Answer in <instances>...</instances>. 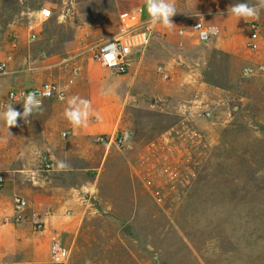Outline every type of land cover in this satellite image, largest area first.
Listing matches in <instances>:
<instances>
[{"label":"rangeland","instance_id":"374dc122","mask_svg":"<svg viewBox=\"0 0 264 264\" xmlns=\"http://www.w3.org/2000/svg\"><path fill=\"white\" fill-rule=\"evenodd\" d=\"M176 3L191 15L185 31L192 45H171L157 25L143 57L119 75L92 59L101 43L136 23L114 0H0V59L13 57L0 74V100L45 82L67 85L80 69L69 97L89 100L100 116L73 128L64 116L66 101L48 102L30 123L20 119L10 129L0 120V171L8 165L32 176L33 186L52 189L62 204L31 201L34 208L81 221L74 240L64 239L71 250L66 264H264L262 29L249 45L250 25L261 23L264 10L246 22L228 7L256 0ZM44 9L53 16L30 43L27 28ZM198 20L222 21L221 35L199 42L192 32ZM245 68L254 75L246 77ZM13 107L23 112L21 104ZM185 127L202 137L200 144ZM121 131L134 132L132 149L107 154L98 136ZM150 148L153 157L162 156L157 173L139 162ZM59 162L67 167L59 169ZM13 215L0 233L4 264H14L2 257L11 254L5 245L33 227L14 226ZM30 239L14 254L19 264H35L39 245ZM39 257L38 264H51Z\"/></svg>","mask_w":264,"mask_h":264},{"label":"built area","instance_id":"2783aa9c","mask_svg":"<svg viewBox=\"0 0 264 264\" xmlns=\"http://www.w3.org/2000/svg\"><path fill=\"white\" fill-rule=\"evenodd\" d=\"M53 12L49 9H44L33 20L26 31L28 41L34 43L39 40L42 33L43 24L51 19ZM130 16L124 14V17ZM125 24V23H124ZM199 25L202 27L197 28ZM215 27L218 31L215 35H209L207 39L201 37V32ZM192 32L197 35L199 42L207 44L217 39L222 29L217 24L198 20L192 25ZM261 32V26L253 22L250 25V40L249 45L252 47L257 42ZM183 33V32H181ZM158 35L157 24L153 25L151 22L147 23H134L128 26H124L122 34L114 39L107 40L99 45V47L93 50L92 59L100 65L103 69L115 72L119 75H127L130 72L133 61L142 57V54L152 44L154 38ZM113 57L109 62L107 57ZM13 61L12 56H6L0 59V74H4L8 71L10 64ZM246 69V68H245ZM247 77L254 75L252 68ZM80 75V69H75L73 73V79H70L67 85H62L55 82H45L40 85H36L29 88L16 89L9 93V95L0 100V111L4 110V107L8 104H21L23 106V96L30 92H36L39 99L42 100L43 107L48 102H66L69 97V90L75 84V80ZM164 79H168V75L164 74ZM48 93V95H43ZM65 99H60V97ZM208 119L212 117L211 113L205 115ZM186 134L190 136L192 140L199 143L202 137L194 130L185 127ZM182 131H178V135H181ZM63 137H67L64 134ZM167 138V137H166ZM164 138V143H168V139ZM172 140V138L169 137ZM97 141L99 144L106 146L107 154L112 148L120 152H128L132 149L134 144V132L121 131L114 135L101 134L98 136ZM154 149L150 148L139 156V162L143 165L148 164L152 172L157 173V162L161 161V155L153 157ZM147 166V165H146ZM49 167V166H48ZM7 185V178L3 172H0V195L4 193ZM13 211L12 224L14 226L32 225L35 229H41L43 231L45 227L44 220L48 217L55 215V210L49 208L46 211H40L37 208H33L31 203L25 197L16 195L13 198ZM41 232V231H40ZM71 257V250L63 243L59 234L54 233L50 243V260L51 264H66ZM0 264H4L0 260Z\"/></svg>","mask_w":264,"mask_h":264},{"label":"crops","instance_id":"0c3cea01","mask_svg":"<svg viewBox=\"0 0 264 264\" xmlns=\"http://www.w3.org/2000/svg\"><path fill=\"white\" fill-rule=\"evenodd\" d=\"M119 4L121 8V12L123 14H131L132 18L135 19L137 23L143 24L150 22V16L147 10L146 0H114ZM253 2L255 0H249ZM176 6V14L172 17V22L174 23L173 27L165 28L162 24H157L158 28L164 30L165 38L167 41L172 43L171 45H182L184 47H190L192 45V39L189 38L187 34L186 28L188 27L190 14L185 13L184 9L181 6H178L176 0H173ZM211 23V22H208ZM217 25H223V22L220 20H216L215 23ZM261 25L262 34H261V44H262V53L264 54V17L261 18ZM263 27V28H262ZM183 32V33H181ZM144 53L142 54L143 57ZM36 86V85H35ZM33 87V86H32ZM23 107V106H22ZM5 171L3 172L7 178V185L5 191L2 195H0V233L7 230V227L4 224V218L6 216L13 215V198L16 195H21L28 199L31 203L32 207L34 208V204L31 202L36 203H47L53 204L56 208H59L62 204L61 201L55 198V192L51 189L50 191H46L44 188H39L33 186L31 181L36 182V179L32 178V176H26L24 174H19L20 172L16 170H12L10 166H4ZM9 176V177H8ZM24 184H28L27 188H24ZM8 185H11L9 187ZM9 187V188H8ZM10 208V209H8ZM11 212V213H10ZM45 227L42 232L38 233L33 231V227L26 228L22 230L21 236L24 237L20 242L11 241V244H6L5 246L7 249L11 250V254L7 256L3 255V258H6L7 261L12 263L19 264L16 261V254L18 246H23L26 242V239L31 238L32 245L36 243L39 245L37 248H33V260L35 264L41 263L39 254L41 253L43 256H47L50 259V239L54 232H58L63 238V243L66 247L69 246L65 243V240H74L75 235L81 225V221L77 217L71 218H61L58 216H51L44 220ZM35 230V229H34ZM20 236V237H21ZM3 240L2 236H0V242ZM23 242V245H22ZM70 249V248H69ZM4 252V251H2ZM49 261V260H48ZM47 261V263H48Z\"/></svg>","mask_w":264,"mask_h":264},{"label":"clouds","instance_id":"9594fccd","mask_svg":"<svg viewBox=\"0 0 264 264\" xmlns=\"http://www.w3.org/2000/svg\"><path fill=\"white\" fill-rule=\"evenodd\" d=\"M147 10L150 16V22L153 25L157 23L162 24L165 28L173 27L172 17L177 13L176 6L173 0H146ZM264 10V0H256V3L249 5L248 3H236L228 7V14L235 16L237 20L243 18L244 21L249 22L252 19H258L260 11ZM202 27L199 25L197 28ZM215 27L206 29L201 32V37L207 39L208 36L217 33ZM109 62L113 57H107ZM251 69H244V75L247 77ZM43 95H48L44 93ZM60 99H65L60 97ZM23 112L16 110L12 104L4 107L0 111V120H3L10 129L11 127L18 126V120L22 119L25 123H30L29 117L43 111L42 100L38 98L36 92H30L23 96ZM91 110V102L79 96H72L67 98V107L64 111V116L73 128L86 126L90 115H93ZM97 120L100 119L98 113L94 114ZM59 169H65L67 165L64 162H59Z\"/></svg>","mask_w":264,"mask_h":264}]
</instances>
